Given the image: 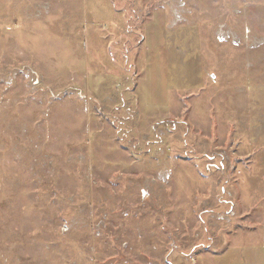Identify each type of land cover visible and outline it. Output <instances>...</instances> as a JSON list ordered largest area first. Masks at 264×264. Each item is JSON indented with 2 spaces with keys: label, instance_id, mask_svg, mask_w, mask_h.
I'll return each instance as SVG.
<instances>
[{
  "label": "rangeland",
  "instance_id": "374dc122",
  "mask_svg": "<svg viewBox=\"0 0 264 264\" xmlns=\"http://www.w3.org/2000/svg\"><path fill=\"white\" fill-rule=\"evenodd\" d=\"M0 264H264V0H0Z\"/></svg>",
  "mask_w": 264,
  "mask_h": 264
},
{
  "label": "built area",
  "instance_id": "2783aa9c",
  "mask_svg": "<svg viewBox=\"0 0 264 264\" xmlns=\"http://www.w3.org/2000/svg\"><path fill=\"white\" fill-rule=\"evenodd\" d=\"M161 175V174H160ZM162 177V176H161ZM219 219H223V221H226V220H230L231 219V216H225V217H220Z\"/></svg>",
  "mask_w": 264,
  "mask_h": 264
}]
</instances>
